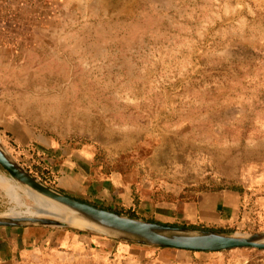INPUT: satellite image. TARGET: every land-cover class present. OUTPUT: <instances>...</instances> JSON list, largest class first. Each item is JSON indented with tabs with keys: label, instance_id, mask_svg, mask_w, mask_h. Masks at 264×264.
Segmentation results:
<instances>
[{
	"label": "rangeland",
	"instance_id": "rangeland-1",
	"mask_svg": "<svg viewBox=\"0 0 264 264\" xmlns=\"http://www.w3.org/2000/svg\"><path fill=\"white\" fill-rule=\"evenodd\" d=\"M0 143L95 206L183 225L204 195L234 192L231 222L196 225L264 231V0H0ZM3 169L21 200L0 184V216L30 217ZM42 228L60 241L21 264H264V250Z\"/></svg>",
	"mask_w": 264,
	"mask_h": 264
},
{
	"label": "water",
	"instance_id": "water-1",
	"mask_svg": "<svg viewBox=\"0 0 264 264\" xmlns=\"http://www.w3.org/2000/svg\"><path fill=\"white\" fill-rule=\"evenodd\" d=\"M0 165L17 182L57 206L63 213V216L54 213L39 218L1 215L0 227H65L131 243L189 251L222 252L238 248L264 250V231L234 235L179 227L129 217L80 201L41 182L15 160L1 143Z\"/></svg>",
	"mask_w": 264,
	"mask_h": 264
},
{
	"label": "crops",
	"instance_id": "crops-1",
	"mask_svg": "<svg viewBox=\"0 0 264 264\" xmlns=\"http://www.w3.org/2000/svg\"><path fill=\"white\" fill-rule=\"evenodd\" d=\"M239 201V195L234 192L206 194L198 202V214L187 213V215L183 216L187 224L183 225H196L195 222L199 221L207 226H226L231 221H229L227 214L220 210V207L224 206L234 209ZM171 216H173V213H171ZM169 219L171 218H168V220L163 219L165 221L159 219V222L173 224ZM231 220L233 221L234 217ZM44 230L42 227H0V264H21L23 260L27 259L29 254L36 251L39 245L59 239V233L47 231L48 234H46ZM70 237H75V235L68 232L65 236L67 243ZM61 243L58 242L59 245Z\"/></svg>",
	"mask_w": 264,
	"mask_h": 264
},
{
	"label": "bare ground",
	"instance_id": "bare-ground-1",
	"mask_svg": "<svg viewBox=\"0 0 264 264\" xmlns=\"http://www.w3.org/2000/svg\"><path fill=\"white\" fill-rule=\"evenodd\" d=\"M0 184L8 190V192L10 193L11 197H13L14 200H19V201L21 200L20 197L21 195H19V193L17 192V189L18 188L20 189L21 186L19 187L17 185L9 184V182H7V180L3 177H0ZM24 191L25 194H27L30 199H33L35 203V208L33 211L30 208L28 209L29 211L27 213L28 215H30V217L39 218L54 213L59 214V216H63V213L60 210H58L57 206H55L51 202L45 201V199L41 198L36 193L28 189H24ZM19 215L21 214H9L7 216L19 217Z\"/></svg>",
	"mask_w": 264,
	"mask_h": 264
},
{
	"label": "trees",
	"instance_id": "trees-1",
	"mask_svg": "<svg viewBox=\"0 0 264 264\" xmlns=\"http://www.w3.org/2000/svg\"><path fill=\"white\" fill-rule=\"evenodd\" d=\"M0 169H3L2 168V166L0 165ZM4 170V169H3ZM232 190H237V191H242V189L241 188H236V187H230ZM76 199H78V200H80V201H83V202H86V201H84V200H81V199H79V198H76ZM86 203H89V204H92L93 205V203H90V202H86ZM101 208H103V209H107V210H111V211H114V212H117V213H120V214H123V212L122 211H120V210H112V209H109V208H104V207H102V206H100ZM128 216H130V217H133V218H138V216L137 215H135L134 214V212L133 211H128V214H127ZM148 221H151V222H156L155 220H148ZM173 226H179V227H189V228H194V229H201V230H211V231H216V232H228V231H226V230H223V229H221V230H215V229H212V228H206V227H201V226H197V225H177V224H172ZM79 233H85V232H83V231H78Z\"/></svg>",
	"mask_w": 264,
	"mask_h": 264
}]
</instances>
